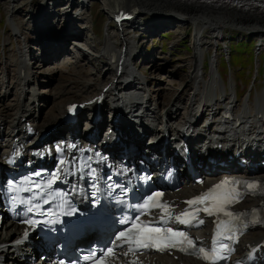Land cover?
Returning a JSON list of instances; mask_svg holds the SVG:
<instances>
[{"label":"bare ground","instance_id":"obj_1","mask_svg":"<svg viewBox=\"0 0 264 264\" xmlns=\"http://www.w3.org/2000/svg\"><path fill=\"white\" fill-rule=\"evenodd\" d=\"M75 1V0H74ZM84 1V0H83ZM106 8H111V11H113L116 8H122V7H131L133 5H137L139 8L140 14H151L152 16H157L156 18H163V19H178L181 21H188L192 20L196 24L195 28V34H194V42H193V48H195V53L193 55V64L194 67L191 72H189L188 75V84L193 85L192 91H194L200 84L199 78L200 72L203 69V59H204V53L199 48V42L200 38L202 37V32L205 28H209L212 30L213 33H220V27L222 26H238L240 28L246 29L248 31H260L264 32V17L260 16L258 14H246L239 9H233V8H216V7H210V6H204L200 5L198 3L193 2H179V1H173V0H106ZM20 0H13V4L19 3ZM85 2V1H84ZM46 2L45 4H47ZM57 6L62 7V10L59 12H54L53 15L55 17H58V21H62L64 24H67L66 29H61L57 33L58 35L55 38H52L53 35L50 33H45L51 25V22L44 21L46 17H48L51 13H47L49 10V6H44V3H42V7L37 11L35 16H32L34 18V24L33 26H38L39 34L40 36L36 37L39 40H43V43L47 44L45 46V49L48 51L51 49V52L49 51V54L52 53L55 56H64L67 59L68 64L72 63L71 59H76L78 61L79 59L87 60L88 62L91 60H100L101 57L105 55H111L114 51L115 54L113 56L116 63L121 62V72L120 75L117 76V71L113 70L112 77L109 79L106 78L107 74H109L112 71V66L107 63H103L105 66V73H103L102 78L99 79L100 84L95 85L93 82H84V89L81 91L80 94H84V98L79 100V102L86 101L94 97L95 95L99 94L103 88L107 87L103 94L105 96L104 103H103V109L104 112H107V121L110 125H112V119L115 117L117 113H121L122 117H127V115L130 113L131 116L137 117L134 114L135 108H137V105L141 104V98L138 95H134L132 93V90L135 85L138 84H144L145 82H151L149 79L146 78V76L143 75V73L138 72L133 65H127L128 63L126 56L131 55L133 53V50L131 49V46L126 45L125 51L123 52L118 46V42L115 41L113 37L106 36V39L104 40V44L102 48L100 49L99 55H94L92 47H90L88 50L87 48L77 47V44L73 46V50H68L67 47H65L67 44H69L72 41H85V38L83 36V33H80L79 30L70 31L72 25H74L75 22H78L77 18H74L70 13L66 11L65 3L56 1ZM77 4V3H76ZM75 4V5H76ZM73 5V3H71ZM84 7H87L83 5L81 7V10L83 11ZM66 12H65V11ZM238 10V11H234ZM242 11V12H241ZM15 13V12H14ZM72 13V12H71ZM249 13V12H248ZM155 14V15H154ZM30 16V13H28ZM12 16V15H11ZM121 16H125L123 13ZM31 17V20L33 19ZM76 17V16H75ZM30 19V18H29ZM79 20H82V17L79 18ZM135 19H131L129 24L133 26L135 24ZM57 22V21H56ZM9 23L14 28V34L16 35L18 33L17 28L15 27V19L14 17L9 19ZM79 23V22H78ZM56 24V23H55ZM59 25V23H57ZM32 29L31 31L33 33L36 32L35 29ZM54 31L57 29L55 26H52ZM121 31L119 32V38L123 42L125 41L124 37L121 36V34L124 35V27L120 26ZM74 32V33H71ZM78 38H76V36ZM14 37V36H13ZM43 37V38H42ZM16 38V37H15ZM113 38V39H112ZM49 40V41H48ZM86 43V42H85ZM103 43V42H102ZM100 44V46L102 45ZM66 44V45H65ZM89 44V43H88ZM86 45V44H85ZM59 46V50H55L54 47ZM42 46H40L41 48ZM50 48V49H49ZM45 49L43 50L44 59L47 60V56L45 55ZM86 49V50H85ZM21 51V52H20ZM27 54H26V52ZM30 50L24 49L19 50V58L16 59L14 62V65L17 66V79H16V92H19V95L12 99L14 103L12 104V108L6 105H3L5 102V98L8 99L10 95L11 86L5 87V90L0 93V137L4 136L7 138V140H10L12 137H18V139L24 138L25 135V124L26 122H30L32 125L35 126V128L39 131V134H41L43 131L47 130L50 126H52L54 123L61 121L62 117L65 115V105L69 103L67 99L65 100V97L69 91L68 88H64V90L61 92V89H59L57 94L53 93L51 98H53L54 103L56 100H60V103L56 110V113L51 114V110L48 112L47 116L44 115V110L46 106V98H43V94L41 90H38V85L36 84V72L33 71V63L31 64L32 55L30 54ZM75 52V55H73ZM77 52L79 56L75 57ZM124 54V57L121 55ZM50 59V58H49ZM54 59V57L52 58ZM65 59V58H64ZM56 60V59H54ZM215 60V59H214ZM62 60V63H64ZM44 62V61H43ZM1 63V62H0ZM44 65H42V68ZM216 64L214 66V61L211 62V70H210V78L208 80H204L203 82V89L201 90V93L205 95L206 98H208V102H212L213 100L217 99L218 94L220 90H222L219 86L221 85V80L219 79L218 73L216 71ZM150 71V69H149ZM108 72V73H107ZM97 73V72H95ZM93 73V74H95ZM125 76H131V84L125 85L126 87L122 88V84L124 83ZM232 83V82H231ZM230 83V88H232V84ZM41 84L40 82L38 83ZM14 85L12 87H15ZM234 88L235 84H234ZM40 89V88H39ZM84 90H86L84 92ZM127 92V93H122ZM151 91V89H150ZM1 92V91H0ZM232 93H234L232 91ZM264 93V92H263ZM262 93V94H263ZM261 94V93H260ZM258 94V95H260ZM263 97H255L254 100V107L257 108H264V95ZM61 97H64L61 99ZM231 97V96H230ZM48 98V97H47ZM150 98L152 100H155L152 95H150ZM182 98H177L176 100H173L174 102L172 105L164 106L162 103V110L158 112L152 111L150 104H147L145 113H154L153 115L156 117L157 120H159V129H161L163 132H170L175 131V133H178L180 129L187 123L186 120L183 119V117H180L178 115V111L182 109V106L184 107L183 110H185L186 114H188L187 108L188 105H182ZM157 102L159 103V100L157 98ZM11 104V103H7ZM62 104V105H61ZM115 106V107H114ZM249 102L246 100L243 104V108H245V113L248 112ZM54 107V106H53ZM47 108H49V105H47ZM88 108V106L86 107ZM41 109V110H40ZM7 110H14L13 112H6ZM36 110H40L39 114H36ZM138 110V108L136 109ZM91 110L86 109L84 112H82L78 117V123L71 129V131H76L79 127L80 129L82 125L84 124L83 121H86L83 127V133L86 134L87 131H90L91 125H90V119L92 118V114H90ZM46 113V112H45ZM46 117H44V116ZM89 115V116H88ZM146 115V114H145ZM42 116L44 117V120L42 119ZM48 117V118H47ZM47 118V119H46ZM142 119V118H141ZM50 124V125H49ZM133 127L134 125V119L130 117V119L121 124V129L124 133H126L127 129L126 126ZM192 125L189 123L187 128H190ZM109 127V126H108ZM57 131L61 134H64V131H68L67 125L64 122H60L57 126ZM107 130V128H106ZM105 130V131H106ZM52 133H49L45 136L48 137ZM71 136L73 138L78 137L79 141L82 142L85 140L84 135L81 134L79 131L76 135L75 133L71 132ZM155 142L159 140L158 135L154 136ZM156 144H159L158 142ZM154 144V145H156ZM3 224V223H2ZM261 234H253L251 237L253 240L257 241L259 239ZM46 255H49V252L46 253ZM6 256H8L11 261H14L15 264H25L24 262L20 261L16 258V256L13 255V251H9ZM33 256L35 257L36 254L33 253ZM37 263H41L40 260L37 261Z\"/></svg>","mask_w":264,"mask_h":264},{"label":"rangeland","instance_id":"obj_2","mask_svg":"<svg viewBox=\"0 0 264 264\" xmlns=\"http://www.w3.org/2000/svg\"><path fill=\"white\" fill-rule=\"evenodd\" d=\"M12 1L13 0H0V62H1L0 81L6 83V85L3 87L0 85V88H5L7 85L8 86L16 85L17 67H15L14 62L16 58H18L19 49H23L24 47L30 49L31 51L30 52V54L32 55L31 60L33 62L32 69L34 72H36V76H37L36 82L41 83L39 85L40 89L38 88V90H41L44 96L43 98L48 97V101L45 100L46 102V106H45L46 108L44 110L45 115H47L50 110L52 111L50 112L51 114L56 113V110L58 109L57 107L60 106L59 105L60 100H56V102L54 103L53 98H51L53 93L57 94L58 92H60L58 91L59 89L62 88L61 89L62 92L65 87L68 88L69 93L66 96H64L65 100L68 97H75L74 98L75 100H81L82 96H84V94H80L81 91H83L84 89V82H93V80L95 81L97 80V82H94V84L95 85L100 84L99 79H100L101 71L103 69L105 70V66L103 62H101V59L91 60L89 62L87 60H82V59H79L78 61H76V59H71L72 63L68 64L66 57L63 56L65 58V59L63 58L65 60L63 61L64 63L57 64L52 60L59 59V56H55L52 53L49 54L50 51L49 50L48 53H45L48 61L43 62L42 59H40L39 57L40 44H37L38 42H41V46H42L43 40H39L36 37V35L40 36L38 30L39 27L33 26L34 18L32 17L36 15L38 11V7H37V11L34 12V10L32 9V5H33L32 0H20V2L17 4H13ZM39 1L44 2L45 0H35L34 2L39 3ZM56 1L57 3L63 1L65 5H66V1H68L73 3V5H75L80 0H75V1L47 0L48 2L47 7L50 5L49 9H51L48 10L47 13H51L55 10L53 6L54 4L55 6H57ZM41 5H39V9L42 7ZM58 11L59 9L55 10V12ZM234 11H238V10H234ZM73 12L74 13L70 12L72 16L73 14H75L76 10L74 9ZM28 13H30V16L28 15ZM146 13L143 16H141L138 19V21H136L138 22L137 25H135L134 27H129L128 29L125 30L124 36L127 39L136 38L140 40L141 38V42L139 43L140 47L143 46L142 57L141 60H139L140 63L142 62L141 71L144 72L145 70L144 74L146 77H148L150 81H152L151 78H153L152 87L159 93L157 98L158 100L160 98V100L163 101L164 106H167L170 103L169 100L172 98L173 95L177 94V91L179 90V88L181 89L182 83L185 82L187 78V70L192 61L191 58L192 52L189 53L185 48L186 45H188V41L190 40V37L188 35L190 34L191 26L190 24H188L189 22L181 21L178 19L156 18L157 16L155 17L153 16V19H151L149 18L151 16L149 15L148 17L147 16L148 14ZM243 13L251 14L248 12H243ZM105 15L106 14H104V12L101 11V6L98 5L95 0H91V4L87 7H84L83 9L82 20H79L78 18L80 17L78 16H77L78 18L73 16L74 18H77L79 21L78 23L79 27L76 29L79 30L80 33H83L85 41L71 40L69 44L67 45L65 44L66 45L65 47H67L68 50H73L72 43L76 42L79 45H81V47L87 48V50L90 47H92L93 49L92 53L98 56L99 54H97V48L99 47V43L103 42L104 44V40L106 39V37H101L102 24L104 25V28H102V32L104 30V34H108V36L115 38L114 39L115 41H119V37H118L119 32L117 33L114 29L108 28L111 24H109ZM10 17L11 18L14 17V19L17 18L20 34L16 36L11 34L13 31L11 30V27L8 25V21ZM31 17L33 18L32 20ZM58 19L60 18L55 17V15L53 14H50L44 20V21H48L49 23L51 21L53 22V25L52 24L49 25L45 33H48L50 31V28H52V26H55L57 28L54 31L55 34H53L52 38H55L58 35L57 33L59 32V30L61 29L64 30L67 28V24H64L62 21H58ZM93 22L96 23L94 31L93 29H91ZM57 23H59V25H57ZM139 23L142 25H140ZM127 25L128 24L126 23V26ZM32 26L33 29L36 30L35 33L31 31ZM74 26L75 25H72V27H70L71 28L70 31L75 32V30H73L75 28ZM220 29L221 30L219 34L213 33L211 29H206L204 32L205 36L203 38L204 41L202 42H205V44L203 45V51L206 52L208 50L207 51L208 53L210 52L213 53V50H215L216 54H213V58H218L221 53L223 55H226L229 50L230 41L233 42V45L235 46V48H237V46L238 47L241 46V45H236L238 41L244 40L246 43H248V39H252L253 41H257V42L260 41V39H263V43L260 46V51H261L260 56L257 57L258 60L256 61V65L260 64V67L258 68L259 70L258 73H255L256 78H254V76L252 78L250 74L249 76L247 75V71L250 70V68L252 67L251 65L252 62L251 61L247 62L249 57H246V59L243 60V62L246 63L243 66L240 64H234V66L237 67L238 70L234 67L230 68L232 70L233 80L234 78L236 80L237 78L242 80L247 79L246 82L244 81L238 82L237 80L239 88L241 87V85L247 84V82L250 81V83H253L254 85L255 92H260L262 89H264V62L262 61V57H263L262 54L264 53V32H260V31L251 32L246 29L233 25L222 26L220 27ZM150 31L154 32L153 36H151L152 34L149 35ZM87 36L89 37V39L87 38ZM230 36H232V40ZM76 38L78 37L76 36ZM247 45L249 46V44ZM245 47L246 45L242 46V48ZM256 48L259 47L256 46L255 48H252L251 50L252 56L253 53L257 51ZM54 49L59 50V46L57 47L55 46ZM46 51L47 50L45 49V52ZM235 54L239 55L238 52H235ZM246 54L248 56L249 52L246 51ZM53 57L54 59H52ZM42 65H44L43 68ZM221 68L223 70L225 66L222 65ZM107 70L108 69H106L105 71ZM251 72H253V70H251ZM187 84H188V80L185 83L183 89L175 96L174 100H176L177 98L179 99L182 98L183 100L187 99L189 93V90L188 89L186 90ZM16 87L17 86H15L14 88ZM14 88L12 89L13 93L10 94L8 97H13L14 95L17 94ZM183 90L185 92L183 93L184 96L182 94ZM85 91L86 90H84V92ZM263 92L264 90L261 91V94L257 95V97H263L262 96L264 95ZM64 97H61V99ZM5 102L13 104V100L11 98L5 100ZM173 102L174 101L170 103V106L172 105ZM6 103H3V105L12 108V104H6ZM47 105H49V108H47ZM183 109L184 107L182 106V109L178 111V115L181 113ZM13 111L14 110H11L10 112ZM51 254L52 252H50L49 255ZM36 256L38 257V254H36Z\"/></svg>","mask_w":264,"mask_h":264},{"label":"snow or ice","instance_id":"obj_3","mask_svg":"<svg viewBox=\"0 0 264 264\" xmlns=\"http://www.w3.org/2000/svg\"><path fill=\"white\" fill-rule=\"evenodd\" d=\"M227 183V182H226ZM226 185H218L216 189H213L212 192L202 196L196 200L188 201L190 205L192 204H204L207 200H212V207H205L203 211L207 212L209 215L216 214L218 212H223L225 216H229L232 218H238L235 214L226 210V205L238 202L239 193L234 190L222 191L225 189ZM249 188H255L256 185H248ZM160 193H156L154 196L148 198V203L144 204L143 207L145 209H150L151 207H161L163 208L165 213L169 212L168 205L160 204L159 197ZM196 211H200L197 209ZM193 215L191 213H183L182 216H177L176 219L183 224H188L190 221L185 217H189ZM163 222V217L161 218ZM203 223V221H199ZM30 223H35V221H30ZM230 230L227 228L224 222L218 224V237L224 234V231ZM173 238H182V239H173ZM225 239H234V236L227 235L224 237ZM120 239L123 241V244L120 247H123L125 244L129 245L124 255L133 254L135 255L140 248H146L150 246V243L159 244L160 242H165V246L176 247L177 244L187 243L188 246L192 247L195 254H198L200 258L210 261V264H216V259L224 258L220 256V253L224 250L231 251L228 245L220 244L219 247L216 245L219 244V240L214 241L213 247L210 250H206L203 247H199L198 249L195 246L194 241L189 238L185 232L183 231H174L172 228H160L157 226H153L150 223H141L137 221L133 223L132 227L128 229L127 232L121 234ZM181 251H187L186 247H180ZM106 256L108 257H116V253L114 249H108ZM98 264H106L105 261L98 262ZM132 264H136V261H132Z\"/></svg>","mask_w":264,"mask_h":264},{"label":"trees","instance_id":"obj_4","mask_svg":"<svg viewBox=\"0 0 264 264\" xmlns=\"http://www.w3.org/2000/svg\"><path fill=\"white\" fill-rule=\"evenodd\" d=\"M236 45H243L245 46L246 45V42L245 41H238ZM230 52H231V55H230V60L234 63H238L240 61V59H242L244 56L240 55L244 52H246L248 49H250L248 46L245 47L244 49L240 48V46L237 48H235V46L233 45V42H230ZM248 48V49H247ZM246 50V51H244ZM238 51L240 54L239 55H235V52ZM238 61V62H237Z\"/></svg>","mask_w":264,"mask_h":264}]
</instances>
